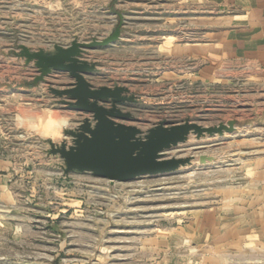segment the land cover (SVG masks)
Listing matches in <instances>:
<instances>
[{"label": "rangeland", "instance_id": "374dc122", "mask_svg": "<svg viewBox=\"0 0 264 264\" xmlns=\"http://www.w3.org/2000/svg\"><path fill=\"white\" fill-rule=\"evenodd\" d=\"M221 7L214 0H0V159L10 179L8 192L0 189V264H148L147 239L157 230L230 207L263 180L264 81L245 67L233 76L229 51L215 50L233 12ZM117 13L120 39L86 59L97 63L88 76L95 86H125L136 96L120 107L132 114L126 124L145 131L186 119L235 122L232 134L192 135L167 152L193 156L174 174L111 183L66 175L49 153L48 142L60 143L85 115L56 104L46 84L33 85L37 71L15 56L18 45L52 52L74 39L101 40L114 32ZM182 43L189 56L174 48ZM68 79L55 73L47 82L65 87ZM200 155L213 161L201 164ZM232 264H264V245L233 247Z\"/></svg>", "mask_w": 264, "mask_h": 264}, {"label": "water", "instance_id": "95a60500", "mask_svg": "<svg viewBox=\"0 0 264 264\" xmlns=\"http://www.w3.org/2000/svg\"><path fill=\"white\" fill-rule=\"evenodd\" d=\"M117 16L119 21L114 32L101 40L74 39L67 46L53 45L52 52L18 45L15 56L37 71L33 85L46 84L56 104L85 115L73 128L63 131L60 143L48 142L49 153L64 163L65 174L88 173L111 183L174 174L190 165L193 156L171 157L167 152L185 144L192 135L199 140L205 135L232 134L235 122L207 127L186 119L173 125L159 122L145 131L126 124L132 114L120 107L137 103L136 96L125 86L94 87L88 76L98 72L97 63L86 59L89 51L108 47L120 39L123 17L119 13ZM55 73L66 74L71 83L63 89L56 88L47 82ZM211 161L212 157L199 156L201 164Z\"/></svg>", "mask_w": 264, "mask_h": 264}, {"label": "crops", "instance_id": "0c3cea01", "mask_svg": "<svg viewBox=\"0 0 264 264\" xmlns=\"http://www.w3.org/2000/svg\"><path fill=\"white\" fill-rule=\"evenodd\" d=\"M214 1L220 2L222 9L233 11L227 27L220 33L224 37H217L213 44L215 50L220 55L223 49L229 51L233 57V76L239 67H245L249 78L259 76L264 81V0ZM195 46L198 56L200 52L204 54L205 44ZM174 48L182 56H189V45L182 43ZM71 81L68 79V84ZM0 182L1 191L8 192L6 159H0ZM243 189L245 193L233 196L230 207L199 210L172 228L157 230L147 239L148 264H232L233 247L253 251L255 244L264 245V178L257 186L249 183Z\"/></svg>", "mask_w": 264, "mask_h": 264}]
</instances>
